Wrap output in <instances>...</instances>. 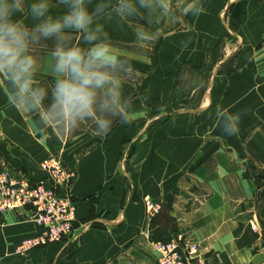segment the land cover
Here are the masks:
<instances>
[{"label":"crops","instance_id":"obj_1","mask_svg":"<svg viewBox=\"0 0 264 264\" xmlns=\"http://www.w3.org/2000/svg\"><path fill=\"white\" fill-rule=\"evenodd\" d=\"M31 2L15 19L32 32L42 103L13 105L0 77V173L42 178V161L57 158L73 175L76 220L69 237L18 255L38 227L23 210L0 215V264H154L153 241L187 234L207 264H264V0H196L198 15L181 11L184 0H165L155 20L144 10L121 16L119 0H87L103 25L96 41L79 30L37 34ZM49 3L53 16L68 11ZM140 25L158 38L138 41ZM62 45L90 51L97 67L124 60L127 106L108 127L92 114L69 127L55 108L40 119L56 57L68 54ZM218 106L239 116L238 133H224ZM147 198L161 202L158 214L147 215Z\"/></svg>","mask_w":264,"mask_h":264},{"label":"clouds","instance_id":"obj_2","mask_svg":"<svg viewBox=\"0 0 264 264\" xmlns=\"http://www.w3.org/2000/svg\"><path fill=\"white\" fill-rule=\"evenodd\" d=\"M61 3L68 11L62 16H53L49 13V0H32L28 11L39 21L35 25L37 34L52 37L79 30L91 41L99 39L103 25L94 22L87 0H61ZM164 3L165 0H119L116 11L121 16H128L144 10L155 20L164 14ZM24 11L25 0H0V77L10 85L11 103L31 111L40 108L37 101L42 103V98L36 95L35 60L29 54L32 32L15 19L17 13ZM181 11L198 15L203 9L196 0H184ZM172 14L170 10L168 15ZM136 35L138 41L151 42L158 38L159 33L140 25ZM61 47L68 54L56 57L52 103L44 109L40 119L47 123L45 114L55 108V120L69 127L77 126L89 114L96 117L97 128L108 127L113 113L119 114L127 106L120 78V65L124 60L118 56L107 65L97 67L90 51L85 53L71 45ZM44 95H47L46 91ZM216 115L225 134L238 133V115L219 106Z\"/></svg>","mask_w":264,"mask_h":264},{"label":"built area","instance_id":"obj_3","mask_svg":"<svg viewBox=\"0 0 264 264\" xmlns=\"http://www.w3.org/2000/svg\"><path fill=\"white\" fill-rule=\"evenodd\" d=\"M40 170L44 176L0 173V215L23 210L38 227L35 235L21 239L14 252L25 255L33 248L55 243L72 234L77 202L72 198V176L60 160L45 158ZM161 209L159 200H146V213L153 216ZM30 245L28 249L27 246ZM157 252L154 264H207L203 260L202 246L191 235L170 240L153 241Z\"/></svg>","mask_w":264,"mask_h":264},{"label":"rangeland","instance_id":"obj_4","mask_svg":"<svg viewBox=\"0 0 264 264\" xmlns=\"http://www.w3.org/2000/svg\"><path fill=\"white\" fill-rule=\"evenodd\" d=\"M76 128H78V126H76ZM48 157H50V156H48ZM48 157H46V158H48ZM60 164L63 166V164H62V162L60 161ZM41 165V164H40ZM66 170H67V168H65ZM42 172V171H41ZM67 172L69 173V174H71V176L73 177V175H72V173L71 172H69L68 170H67ZM30 175H31V173H29ZM147 199H152V198H147ZM146 199V200H147ZM146 200H145V209H146ZM152 200H154V199H152ZM77 208V207H76ZM76 210V209H75ZM155 214H158V212H156V213H154L153 214V216L155 215ZM147 215H149V216H152V215H150V214H148L147 213ZM3 216V215H2ZM74 218H75V220H76V211H75V214H74ZM253 224H255L254 222H253ZM255 227V226H254ZM256 228V227H255ZM188 235V234H187ZM186 235V236H187ZM201 252H202V256H203V249L201 248Z\"/></svg>","mask_w":264,"mask_h":264},{"label":"bare ground","instance_id":"obj_5","mask_svg":"<svg viewBox=\"0 0 264 264\" xmlns=\"http://www.w3.org/2000/svg\"><path fill=\"white\" fill-rule=\"evenodd\" d=\"M8 213H9V212H8ZM8 213H7V214H8ZM5 215H6V214H5ZM58 242H59V241H58ZM42 246H44V245H40V246H37V247H35V248L42 247ZM27 248L29 249V248H30V245H28ZM33 249H34V248H33Z\"/></svg>","mask_w":264,"mask_h":264}]
</instances>
